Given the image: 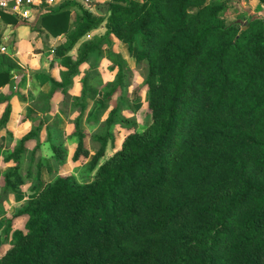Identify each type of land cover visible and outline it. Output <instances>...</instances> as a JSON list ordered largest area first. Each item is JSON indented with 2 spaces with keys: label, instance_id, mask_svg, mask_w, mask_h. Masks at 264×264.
<instances>
[{
  "label": "trees",
  "instance_id": "16d2710c",
  "mask_svg": "<svg viewBox=\"0 0 264 264\" xmlns=\"http://www.w3.org/2000/svg\"><path fill=\"white\" fill-rule=\"evenodd\" d=\"M108 7L105 21L74 1L42 15L52 36L67 35L70 42L56 51L60 80L36 74L50 91L44 108H29L28 117L51 115L53 102L68 96L82 77L81 97L72 101L80 114L70 138L77 141L72 161L89 159L84 117L98 103L91 118L97 119L126 89L121 56H115L113 83L105 85L98 68L103 50L117 39L138 62H148L145 130L139 133L123 116L131 110L127 103L113 108L95 137L100 148L92 169L107 157L109 143L117 142L114 127L127 135L95 179L82 184L65 175L66 139L60 127L49 126L52 159L36 164V192L15 216L27 218L25 229L14 232L0 264H264V20L227 25L229 6L210 0H109ZM73 9L81 15L71 28ZM103 23L106 35L85 41L72 57ZM16 71L22 73L17 61L0 54V88L14 84ZM12 109L9 103L0 135H11ZM42 128L43 122L4 155L13 166L6 173L0 166L2 202L33 178L35 151L25 168L27 145L35 141L40 147ZM43 170L58 177L37 191Z\"/></svg>",
  "mask_w": 264,
  "mask_h": 264
},
{
  "label": "rangeland",
  "instance_id": "374dc122",
  "mask_svg": "<svg viewBox=\"0 0 264 264\" xmlns=\"http://www.w3.org/2000/svg\"><path fill=\"white\" fill-rule=\"evenodd\" d=\"M210 1L226 4L224 0H210ZM75 2L77 1L75 0ZM82 5L84 6V8L91 11L98 19L105 21L109 16V7H108V2L106 0H96L90 6H87L85 4H82ZM234 9L235 7L233 6L229 7V11L227 12V15L224 17L227 25L237 22L235 21L236 20L235 17L232 16L233 13L235 12ZM75 12H76V17H77L76 21H73L72 23L70 20V27L72 26V28L75 27V25L77 24L78 17L81 15V12H79L78 10H75ZM104 28H105V23H103V26L101 28L92 32L87 38H85L82 42H80L76 46V48L71 52L72 57L76 58L78 56L80 48L85 41H96L99 38H102L103 36H105L107 33V29L105 30ZM32 29L33 28H31V26H20V25H17L16 23H13L11 24V26H9V28H7L8 32L6 33V35L11 34L10 31H15L16 36H18V38L22 42L23 36L30 33ZM66 38H67L66 42H62L60 40H56V41L54 40L53 43H49V42L47 43L46 48L49 53L47 54L46 59L49 57V59L51 58L57 64H60V62H62L61 59L56 58V51L60 46L66 47L69 44L70 40L67 35H66ZM24 40L28 41L26 37L24 38ZM116 55L121 56L125 62V72H126V87L125 88L126 89H125V92L119 91L113 97L112 102L107 104L106 108L103 109V111L100 113V116L98 115L97 119H91V118L93 115H95L99 107L98 103H92L91 108L89 110L90 113L89 114L87 113L86 116L84 117L82 121V126L87 134V138L85 139V146L91 152V157L89 159L82 158L79 162L72 161L71 158L74 155L75 148L77 146V141L75 138H70L68 136V133L66 131L67 123H65V121L67 122V119L64 115H63L64 117L62 116L63 118L59 117L60 119H58L57 117H54L50 114H46L44 112L43 113L41 112L42 116H32V117H28L29 113H27L26 120L29 121L28 124L30 125V129L29 128L27 129L25 128V130L21 129L19 132H16L17 134L16 138L14 139L11 138V140L6 143H0L1 146L3 145V147L4 146L6 147L4 151L2 150V153L0 155V164L2 165V171L3 173H6L8 171V168L7 166L3 164V161L1 158L6 154L12 153L17 148L20 140L26 135H28L29 133H31L33 130H36L37 127L43 122V128L40 133V141H41L40 147L36 149L37 142L35 141H31L27 145L28 150L26 154L25 168H28L29 166H31V153L35 151V162L32 165L34 166V169H33L34 176L33 178L27 181L26 185L19 192L21 194L23 193L22 195L18 194L20 196V202H14L15 204L10 203V206L13 212H15V214L18 210H21L22 208L27 206L29 201L34 196L33 193L36 192V191H33V187L35 186V176L37 174L36 164L42 159L43 160L52 159V149L50 147V144L48 143V136H47V128L49 126L53 128L54 127L57 128L56 126L57 124H59V121H60V124L64 123L63 124L64 129L60 137L66 139L64 146L68 152L65 175L75 176L77 180L82 184L92 182L95 179V175L97 174L99 166L102 165L107 158L106 157L105 159H101L100 165L95 170L92 169L91 167L92 157L98 152L100 148V144L95 141V137L102 134L104 127H105V120L107 119L109 113L111 112L113 108H117L119 105L121 106L123 101L127 103L128 106H130L131 110L129 109L123 110L122 112L123 116L129 119L131 123L134 122L138 125L139 133L144 132L145 130L144 120L145 118H147L148 112H149L148 111L147 88L145 85L146 78L148 75V62L147 61L138 62L135 53H131L128 50L126 45L120 43L119 41H116V43H113V45L106 47L103 50V59L98 67L99 73L101 74L105 85L109 83H113L117 76L118 69H116L117 68L116 66L117 60L115 58ZM13 59L15 60L17 59L16 61L19 62L18 58L15 57ZM95 61L96 59H94L90 63V65H87L84 68L83 74L87 73L89 68L95 64ZM113 67L115 68L114 71L112 70ZM16 73H19V71H16ZM47 87H50V86L48 85ZM47 87H46V92H42L40 96L36 98V100L33 101V99H31V102H32L31 107L35 110H38L39 112L41 109L44 108L45 106L44 98L45 96L48 95L50 91V88H47ZM98 98L99 99L103 98L102 93L100 94ZM122 108L124 109L125 107H122ZM79 112L77 113L79 114ZM75 120L76 119H74L73 126L71 124V128L73 129V132H75ZM69 124H70V120H69ZM112 133L116 137L117 142L115 143V145H113L112 142L109 143L108 148H107L108 157L113 154L115 149L120 148L121 143L124 141L127 135V132L120 127H114ZM42 140L44 141L42 142ZM42 172H43L44 181L43 183H40V182L38 183L37 191L43 186V184H45L46 182H53L58 177L56 173H54V175H51L46 170H43ZM4 189H5V185H4L3 176H2L0 178V203H3L1 199L4 196ZM10 195H13V194H10ZM8 197L4 200V202L8 199ZM1 220L2 222L0 223V235H2L4 240H3V246L0 247V252H5L9 248L8 243H11L14 232L17 230H24L27 221L23 220L22 218H19V220H17L13 224L11 221L12 219L9 220L8 216H6L4 219H1Z\"/></svg>",
  "mask_w": 264,
  "mask_h": 264
},
{
  "label": "crops",
  "instance_id": "0c3cea01",
  "mask_svg": "<svg viewBox=\"0 0 264 264\" xmlns=\"http://www.w3.org/2000/svg\"><path fill=\"white\" fill-rule=\"evenodd\" d=\"M69 1H74V0H66V2ZM106 1L108 2L109 0ZM224 2H226V4L229 7L232 6L235 7L234 9L235 12L232 15L233 17H235L236 19L235 21H240L242 23H245L249 20L258 19V18L264 20V1L262 0H224ZM59 6L60 4L57 6V8H59ZM75 10L76 9H73L70 14V20L72 23L73 21H76L77 18ZM5 17H8V19H6ZM41 18L42 16L36 19L33 18L31 20L21 21L13 16L4 15L3 20L0 22V44L7 46L10 54L9 56H11L12 58L15 57L18 58L19 62L17 63L22 68V73L20 74L13 72L14 77L18 76L19 80L16 81L13 79L14 80L13 85H7L3 88H0V119L3 116L6 107L9 103H11L13 108L11 120L8 125V130L11 133V135L5 132L1 133L0 143H6L10 141L11 138L12 139L16 138L17 135L16 132H19L21 129L23 130H25V128L30 129V125L28 124L29 121L26 120V117H27L28 109L31 108V104H32L31 99H33V101L36 100V98H38L42 92H46V87L48 86V84H46L45 79L41 75L38 76L36 74H38V72H47V73H51L52 76L55 77L57 80H60L61 62L60 64H57L51 58L49 59V57L46 59V56L49 53L47 51L46 45L48 42L53 43L54 40L55 41L60 40L62 42H66L67 38L66 35H61L59 37L52 36L44 28V25L40 22L42 20ZM13 23H16L17 25L20 26H31V28H33L30 33L23 36L22 42L18 38V36H16L15 31H10L11 34L6 35V33L8 32L7 28H9V26H11V24ZM104 29L106 30V28ZM25 37L27 38L28 41L24 40ZM116 41L118 40L113 39L114 43H116ZM52 64H55L54 69L51 68ZM81 93H82V77L78 78L75 81L74 89L68 96L64 97L63 95H61L56 99L55 102H53V113H51V115L57 117L58 119H60L59 117L61 118H63L64 116L66 117L67 119V122L65 121V123H67L66 131L69 137L72 136V134L74 133L73 129L71 128V124L73 126L74 119H77L80 114L79 110L74 112L72 101L73 99L74 100L79 99L81 97ZM77 112H79V114ZM39 116H42V114ZM69 120H70V124H69ZM63 124L64 123L60 124L59 121L57 127L58 128L60 127L63 130L64 129ZM43 141L44 140H42V142ZM2 148L3 151L6 149V147L5 146L3 147V145ZM113 154L109 157L107 156V159L112 157ZM1 159L3 161V164L7 166L8 169L11 166H13V162L4 163V156ZM0 166L2 167L1 164ZM65 174H66V168H65ZM18 194L22 195L23 193L21 194L18 192L16 194L10 195L5 202L0 203V223L2 222L1 219H4L6 216H8L9 220L12 219L11 221L13 224L17 220H19V218L15 219V216L20 210L18 211L16 210L17 212L15 214V212H13L10 206V203L15 204L14 202H20V196ZM22 219L27 221V218H22ZM3 240L4 239L2 235H0V247L3 246ZM11 243H8L9 244L8 247H11Z\"/></svg>",
  "mask_w": 264,
  "mask_h": 264
},
{
  "label": "built area",
  "instance_id": "2783aa9c",
  "mask_svg": "<svg viewBox=\"0 0 264 264\" xmlns=\"http://www.w3.org/2000/svg\"><path fill=\"white\" fill-rule=\"evenodd\" d=\"M66 0H0V22L4 15H10L18 20L36 19L55 8ZM75 1V0H74ZM80 4L92 5L96 0H76ZM0 54L9 56L7 46L0 44ZM14 80H19L18 76Z\"/></svg>",
  "mask_w": 264,
  "mask_h": 264
}]
</instances>
